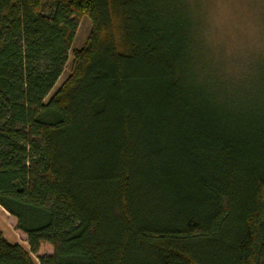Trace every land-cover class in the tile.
I'll use <instances>...</instances> for the list:
<instances>
[{
	"label": "trees",
	"instance_id": "1",
	"mask_svg": "<svg viewBox=\"0 0 264 264\" xmlns=\"http://www.w3.org/2000/svg\"><path fill=\"white\" fill-rule=\"evenodd\" d=\"M47 1L0 0V208L37 264H264V66L187 0Z\"/></svg>",
	"mask_w": 264,
	"mask_h": 264
},
{
	"label": "rangeland",
	"instance_id": "2",
	"mask_svg": "<svg viewBox=\"0 0 264 264\" xmlns=\"http://www.w3.org/2000/svg\"><path fill=\"white\" fill-rule=\"evenodd\" d=\"M187 1L192 7L189 13L193 24L195 25L196 21L200 24L201 37L210 51L209 55L212 54L210 56L214 60L222 62L225 66L224 69L243 73L253 60L264 66V0ZM45 3L48 1L45 0ZM76 23L77 29L69 50L67 63L45 102L68 76L72 50L82 48L90 32V22L87 18L83 17ZM241 69L244 70L241 71ZM0 232L7 242L18 244L29 253L25 235L16 231L14 218L1 208ZM51 253L50 247L42 245L37 255L30 253L29 255L37 264V256L50 255Z\"/></svg>",
	"mask_w": 264,
	"mask_h": 264
}]
</instances>
